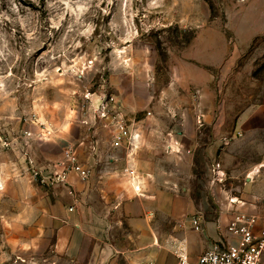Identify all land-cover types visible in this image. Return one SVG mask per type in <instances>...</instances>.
<instances>
[{
  "label": "rangeland",
  "instance_id": "obj_1",
  "mask_svg": "<svg viewBox=\"0 0 264 264\" xmlns=\"http://www.w3.org/2000/svg\"><path fill=\"white\" fill-rule=\"evenodd\" d=\"M110 96L116 102L100 118L99 100ZM262 105L264 0H0V264L50 263L52 234L37 223L65 188L43 177L60 170L69 144L85 165L82 143L112 146L117 112L141 135L128 153L149 141L156 157L176 159L166 163L184 172L160 184L151 222L170 230L201 215L225 229L232 197L264 215L260 187L246 181L264 157V121L262 134L251 135L255 150L239 127L243 113ZM41 123L65 127L70 138L41 140ZM181 132L199 138L193 165L181 164ZM212 140L213 154L201 152ZM204 155L221 164L222 178ZM186 204L195 212L173 219L171 210Z\"/></svg>",
  "mask_w": 264,
  "mask_h": 264
},
{
  "label": "crops",
  "instance_id": "obj_2",
  "mask_svg": "<svg viewBox=\"0 0 264 264\" xmlns=\"http://www.w3.org/2000/svg\"><path fill=\"white\" fill-rule=\"evenodd\" d=\"M253 120H258V125H252ZM262 120L264 121V105L262 109L246 111L239 118V123L242 124L239 127L243 129L244 138L251 147V135L262 134ZM212 130L215 134L219 132L215 127ZM66 131L65 127L60 133L53 131L52 140L67 138L65 136L70 138L69 131ZM181 134L178 142L185 151L180 159L181 164L193 165L191 162L195 157L190 158L189 154L200 150L199 138L196 136L191 139L186 132ZM89 135L92 136V133ZM215 141L210 143L212 149H201V152L212 155L218 143ZM227 143L234 146L233 139ZM82 144L87 147L91 157L88 166L92 168V176L87 182L79 181L75 175L70 176L76 199L69 196L66 189L56 191V205L52 212H46L45 217L42 216L37 223L40 232L49 229L52 234L49 264H165L170 258L176 264V255L181 251L195 262L212 244L226 236L220 222L216 223L201 215L199 231L193 230L189 222L185 223L183 231L175 223L169 230L162 224H157L158 221L157 225L151 222V211L148 209L155 208V197L164 195L160 184H175L184 176L183 171L173 169L172 164L166 163L171 161L176 164V159L155 156L156 145L148 141L140 153H128V149L116 150L111 145L105 148L93 140ZM173 147L170 145L168 148ZM204 157L208 160L206 155ZM127 167L136 168L143 175L146 190L144 197H153L154 201L137 200L131 182L122 174ZM208 167L209 170L216 168L215 165H209V160ZM191 172L193 173L192 169ZM247 180L250 178L247 177ZM194 212L195 209L190 204L171 210L173 219ZM37 242V239L28 242L26 248L36 246Z\"/></svg>",
  "mask_w": 264,
  "mask_h": 264
},
{
  "label": "built area",
  "instance_id": "obj_3",
  "mask_svg": "<svg viewBox=\"0 0 264 264\" xmlns=\"http://www.w3.org/2000/svg\"><path fill=\"white\" fill-rule=\"evenodd\" d=\"M116 102L115 97L110 96L99 100L96 108L100 118H107L108 107ZM115 112V110H114ZM109 118V117H108ZM113 128L112 148L121 149H137V144L141 139L138 132L130 129L123 120V116L117 112L113 115V121L110 123ZM41 133L42 140L45 136H51L53 131L46 128L42 123ZM51 130V131H50ZM31 136V133L27 134ZM60 170H57L50 177H43V181L50 182L52 185H59L66 189L69 196L76 199V191L70 183V176H77L81 182H87L92 176V168L83 164L79 157L75 145L69 144L65 147L62 159L58 162ZM220 165L217 164L213 169V173L222 178L225 174L219 170ZM122 174L131 182L132 190L138 197L145 196L143 186V175L133 167H127ZM253 183H257L261 190L259 202L264 206V157L260 163L253 167L248 174ZM241 204L242 208L238 205ZM229 206L232 207V215L225 228L226 236L211 245V247L195 262L181 251L176 255V264H264V215L256 210L249 211L245 202L239 201L237 198H230ZM72 210V209H71ZM201 217H192L188 221H181L177 224L180 230L186 228L185 223H190L193 230L201 229Z\"/></svg>",
  "mask_w": 264,
  "mask_h": 264
}]
</instances>
